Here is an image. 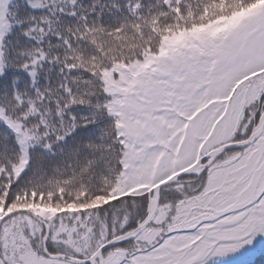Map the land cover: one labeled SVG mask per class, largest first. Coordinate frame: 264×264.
<instances>
[{
  "label": "snow or ice",
  "instance_id": "6c2138e0",
  "mask_svg": "<svg viewBox=\"0 0 264 264\" xmlns=\"http://www.w3.org/2000/svg\"><path fill=\"white\" fill-rule=\"evenodd\" d=\"M0 264H264V0H0Z\"/></svg>",
  "mask_w": 264,
  "mask_h": 264
}]
</instances>
